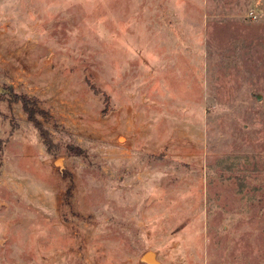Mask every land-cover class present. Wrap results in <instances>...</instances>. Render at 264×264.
Returning a JSON list of instances; mask_svg holds the SVG:
<instances>
[{
    "label": "rangeland",
    "instance_id": "374dc122",
    "mask_svg": "<svg viewBox=\"0 0 264 264\" xmlns=\"http://www.w3.org/2000/svg\"><path fill=\"white\" fill-rule=\"evenodd\" d=\"M149 250L264 264V0H0V264Z\"/></svg>",
    "mask_w": 264,
    "mask_h": 264
},
{
    "label": "water",
    "instance_id": "95a60500",
    "mask_svg": "<svg viewBox=\"0 0 264 264\" xmlns=\"http://www.w3.org/2000/svg\"><path fill=\"white\" fill-rule=\"evenodd\" d=\"M260 97H261V96L258 95V96H257V99H260ZM139 260H140L141 262H143V263H146V264H160V263L158 262V260L156 259V254H155L153 251H151V250L144 252V253L140 256Z\"/></svg>",
    "mask_w": 264,
    "mask_h": 264
},
{
    "label": "trees",
    "instance_id": "16d2710c",
    "mask_svg": "<svg viewBox=\"0 0 264 264\" xmlns=\"http://www.w3.org/2000/svg\"><path fill=\"white\" fill-rule=\"evenodd\" d=\"M21 102H22V106H23L24 110L28 113L29 118H30L31 120L34 121V120H35V119L33 118L34 110L31 109V108L28 106V102H27L26 99L21 98ZM36 126L39 127L38 124H36Z\"/></svg>",
    "mask_w": 264,
    "mask_h": 264
},
{
    "label": "bare ground",
    "instance_id": "6f19581e",
    "mask_svg": "<svg viewBox=\"0 0 264 264\" xmlns=\"http://www.w3.org/2000/svg\"><path fill=\"white\" fill-rule=\"evenodd\" d=\"M123 140V139H122Z\"/></svg>",
    "mask_w": 264,
    "mask_h": 264
}]
</instances>
